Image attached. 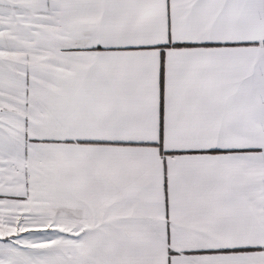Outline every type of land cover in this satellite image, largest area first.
I'll use <instances>...</instances> for the list:
<instances>
[{
	"label": "snow or ice",
	"instance_id": "obj_1",
	"mask_svg": "<svg viewBox=\"0 0 264 264\" xmlns=\"http://www.w3.org/2000/svg\"><path fill=\"white\" fill-rule=\"evenodd\" d=\"M0 264H264V0H0Z\"/></svg>",
	"mask_w": 264,
	"mask_h": 264
}]
</instances>
